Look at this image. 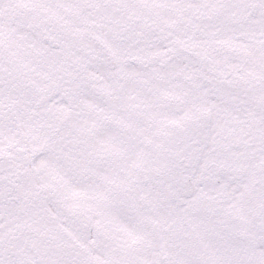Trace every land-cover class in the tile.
Listing matches in <instances>:
<instances>
[{"label": "snow or ice", "instance_id": "snow-or-ice-1", "mask_svg": "<svg viewBox=\"0 0 264 264\" xmlns=\"http://www.w3.org/2000/svg\"><path fill=\"white\" fill-rule=\"evenodd\" d=\"M0 264H264V0H0Z\"/></svg>", "mask_w": 264, "mask_h": 264}]
</instances>
